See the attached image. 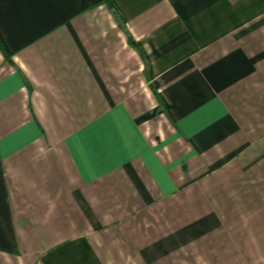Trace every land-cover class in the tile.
<instances>
[{
  "label": "crops",
  "instance_id": "crops-1",
  "mask_svg": "<svg viewBox=\"0 0 264 264\" xmlns=\"http://www.w3.org/2000/svg\"><path fill=\"white\" fill-rule=\"evenodd\" d=\"M0 264H264V0H0Z\"/></svg>",
  "mask_w": 264,
  "mask_h": 264
},
{
  "label": "trees",
  "instance_id": "trees-1",
  "mask_svg": "<svg viewBox=\"0 0 264 264\" xmlns=\"http://www.w3.org/2000/svg\"><path fill=\"white\" fill-rule=\"evenodd\" d=\"M129 41L132 45H135V41H133V39L131 37H129Z\"/></svg>",
  "mask_w": 264,
  "mask_h": 264
}]
</instances>
